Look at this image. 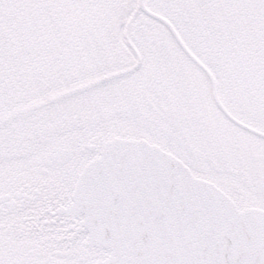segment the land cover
Wrapping results in <instances>:
<instances>
[{"label": "snow or ice", "instance_id": "6c2138e0", "mask_svg": "<svg viewBox=\"0 0 264 264\" xmlns=\"http://www.w3.org/2000/svg\"><path fill=\"white\" fill-rule=\"evenodd\" d=\"M0 264H264V0H0Z\"/></svg>", "mask_w": 264, "mask_h": 264}]
</instances>
